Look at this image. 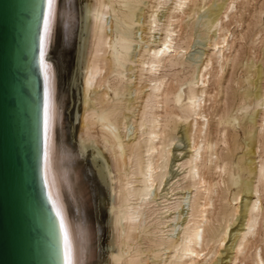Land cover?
Returning <instances> with one entry per match:
<instances>
[{
    "label": "bare ground",
    "instance_id": "obj_1",
    "mask_svg": "<svg viewBox=\"0 0 264 264\" xmlns=\"http://www.w3.org/2000/svg\"><path fill=\"white\" fill-rule=\"evenodd\" d=\"M216 1L37 0L30 60L35 81V167L38 196L48 217L46 239L51 264H148L140 258V247L137 249L134 244L148 226L146 219L156 213L152 209L156 202L150 195L152 189L160 190L166 179L169 147L178 137L173 132L178 122L187 124L191 116L193 122L182 130L185 140L191 141L190 155L181 165L187 169L183 176L190 180L187 190L195 191L188 201L190 212L182 223L181 236L175 240L161 230L157 240L148 236V250L153 258L158 256L155 249L164 244L165 253L178 252L167 257V264H219L215 256L221 255L220 249L231 237L229 246L236 253L234 259L220 264H235L237 255L243 256L249 240L257 235L264 219V93L259 95L257 91L254 95L253 105L261 110L260 122L253 134L254 144L246 145V153L253 158L257 155L259 161L251 157L248 163L243 157L235 160L234 153L242 144L239 131L246 134L245 124L238 117L245 106L237 105L235 97L231 98L232 104L227 103L217 116L215 132L220 138L216 140L210 138L209 114L205 110L211 98L205 90L209 82L206 76L213 61L222 71L224 51L229 46L216 32L213 36L221 38L212 44V54L204 60L187 59L193 37L202 34L201 23L209 30L234 8L232 0L226 7ZM162 8H168L167 14L160 17L163 23L158 17ZM221 25L216 31L221 30ZM72 68L73 72L79 71L81 88L77 98L82 111L79 116L76 112L73 119L65 116L70 107V87L62 83L60 75L62 69L69 72ZM259 70L260 67L255 72L257 76L261 74ZM144 76L147 84L136 88L135 81L140 83ZM184 79L185 84L179 86ZM257 84L255 81V88L260 89ZM132 88L145 94L139 98L141 107L137 111L135 128L139 137L130 138L128 124L136 112L129 107ZM122 92H129L125 99V111L131 114L128 117L118 106ZM160 108L163 114L158 113ZM140 138L143 151L137 147ZM218 143L226 153L218 154ZM248 164H254L253 180L247 178L244 188L240 178ZM209 172L219 180L211 181ZM103 177L107 179V189ZM231 189L236 191L229 200L226 195ZM188 192L192 190L180 194ZM213 198L219 201L218 208ZM186 199L175 197L171 203L166 200L169 207L165 213L169 214L164 218L182 212ZM106 211L113 237L107 244L103 220ZM237 217L243 222L232 232ZM171 223L166 226L165 222H157L154 228L171 227ZM252 257L254 264H264L260 251Z\"/></svg>",
    "mask_w": 264,
    "mask_h": 264
},
{
    "label": "rangeland",
    "instance_id": "obj_2",
    "mask_svg": "<svg viewBox=\"0 0 264 264\" xmlns=\"http://www.w3.org/2000/svg\"><path fill=\"white\" fill-rule=\"evenodd\" d=\"M232 1L234 3V8L232 10L227 11L228 17L223 16V15L221 16V17H223V20L221 23L218 22L216 25L211 26V28L209 30H207L205 28V26H202V23H201V28H199V31L202 34H200V36L197 34L193 37L192 46H191V49L189 50V53L187 54V59L189 57L190 60H194L196 58L204 60L205 56L212 54L213 49H214V46H212V44L217 40H218L217 42H220V38L222 36L225 38V44L226 43L228 44L229 49L224 51V59H223L224 60V62H223L224 67H223V69L221 72H219L217 63L215 61H213V66L209 70V75H207L208 77L206 76V78H209L208 79L209 82L206 83L205 90H206L207 94L209 96H211L210 100L207 101L208 103L206 102L207 107L205 108V110L207 111V114H209V115H207V119L210 120V121H208L209 133H211L210 138L212 140H216V139L220 138L218 133L215 132V129H216L215 125H216V122L218 119L217 116L220 115L223 112L224 108L227 107L226 106L227 103L232 104L231 98L233 99V97H235L234 100H235V103H237V105L241 104L242 107L245 106L244 109L238 113V117H239L240 122H242V124L244 122V124H245L246 134H243L241 131H239L238 140H239L240 144L241 143L242 144L240 145L241 149L239 147L237 152L234 153V158H235V160H237V158L243 157V160H245V162L248 163L249 158L250 157L253 158V157L251 155H248V153H246V149H247L246 145H247V143H248V146H252L254 144L253 134H255L256 129L258 127V124L260 122L259 116H260V112H261V110L259 109V106L257 108H255V106H254L256 104V102L254 100V95L257 91H259L258 92L259 95H262L264 93V28H263L264 27V0H248V1L247 0H232ZM245 1H246V3H245ZM216 2L222 3L224 5V7H226L231 3V0H217ZM207 7H208V5L205 6V8L200 11V15H203L205 13V10L207 9ZM167 9L168 8L160 9L158 17L160 18L163 15H166ZM160 19L162 21L161 23H163L164 19L163 18H160ZM107 21H108L107 24L109 26V23H110L109 19ZM201 22H202V20H201ZM218 24L219 25L222 24L220 31H216V29L219 27ZM194 32H196V29L194 30ZM216 32H217V34H219L221 36L220 38H218L217 35L213 36V35H215ZM252 34H255V35L253 36ZM156 37L160 38L161 36L157 35ZM246 60H247V62H246ZM240 61H241V63H239ZM57 62H58V60H57ZM262 62H263V64H262ZM199 64H201V62ZM199 64H198V66H199ZM198 66H197V68H198ZM259 67H260L259 71L261 74L257 76L255 74V72ZM72 70H73V68L70 69L69 72H67V71H64V69H62L60 71V75L62 76V79H61L62 83L65 82L66 86L70 87V91H69V94L71 96L70 102H69L70 107L67 108L68 110H65V112H66L65 116H66V118L71 117L73 119L74 114L76 112H77V115L79 116V115H81L82 111H81L80 103H79L80 98H77V97H80V90L79 89L81 88L80 87V80H79V76H78L79 71L77 72L74 69V72H73ZM133 70L136 71L135 68ZM217 71H218V74H217ZM75 73H76V75H75ZM128 73H129V75L131 74L130 71H128L127 74ZM67 76H68V79H67ZM193 76H194L193 81H195V79H196L195 74ZM166 77L170 81V79H171L170 74H168V76H166ZM187 79H189V78H187ZM185 81H186V79H184L183 82H179L178 83L179 86L185 84ZM255 81H257V83H258L257 86H260V89H259V87L255 88V86H254ZM135 82H136L135 86H137L136 88H140V87L144 86L145 84H147L145 76L143 77V80L140 83L137 81H135ZM145 89L146 88H144V87L142 88L143 91ZM131 90H129V92L131 91L130 92L131 104L129 105V107H134L135 109L132 108L131 110H135L136 112L134 113V117L132 118V121L130 120L131 122H129V124H128V131H127L128 134L127 133L126 134L130 138L131 137L133 138L134 136L139 137V135H138L139 132L135 128L136 121L138 118L137 111L140 110V107H141L140 106L141 99H139V98L144 96L145 93L142 90H141L142 94H140L139 92H134V88H132ZM129 92L128 93L122 92L123 97L124 96L125 97H124V99L122 97V102L120 104H118V106L121 108V110L125 113V115L127 117L129 115H131V114H129L130 111H125V108H126L125 106L128 104V103H126V100H125L126 94L128 95ZM146 93H148V92H146ZM208 95L206 96V100L208 99ZM215 95L217 96V99H216ZM111 96L113 98V95H111ZM135 96H137V97H135ZM249 98H251V99H249ZM260 98H261V96H259L258 100ZM111 101H112V99H110V102ZM113 102H114V100L111 103L113 104ZM253 103H254V105H253ZM158 111H159L158 113L163 114V110L161 108ZM67 114H69V115H67ZM192 118H193L192 116L188 118V123L193 122ZM188 123L185 124L183 122H178L176 130L173 132L175 137L178 136L177 138H175L178 140L174 139V143L172 142V145H171L172 147L171 146L169 147L170 153H169V157H168L166 179L160 185L161 186L160 190H159V188H158V190H155V191H154V189H152L151 195H150V196H152V197H150V199L151 200L153 199L156 202V203L152 204V205H154V207L152 209L155 210L156 213L154 212V215L151 214L150 217L146 219V225H148V226L146 227L145 232L140 233L141 235L139 234L140 237L135 241V244H134L135 246H138V247H136L137 249H139V247H140L139 250H140V252H142L140 258L142 260H146V263H148V264H154V263L155 264H161V263L167 264V262L169 261V259L167 257L176 256V254L178 252H176V253H174V252L165 253L167 249L164 248V247H166V245L164 244L165 246L162 245V248L160 247V248L155 249L156 250L155 252L158 253V256L153 258L151 251L148 250V245H149L148 239L151 238L150 240H152V241L159 239V237L161 236L160 231L163 230V231H165V233L172 235L173 239L176 240V238H178L179 236L182 235L180 233V230L183 227L182 223L184 221V218H186L188 216V213L190 212V202H188V201H189V198L195 194V191L193 189H188V190H192V192L191 193L188 192L186 194H180L182 192L188 191L187 187H188V183L190 181L189 179H185V177H184L186 175L185 174L186 170H187L186 167L183 168L181 166L185 163V161L187 160V158L190 155V153H189L190 149L188 148V146L191 144V143H189L191 141H189V142L186 141L184 134H183V131L188 129ZM250 124H252V125H250ZM119 131H121V130L119 129ZM144 137L145 136H143V138ZM180 137H181V139H180ZM143 138H140V140H137V142H138L137 147L139 148L140 151H143V149L141 148L143 146ZM123 140H125V139H123ZM155 142L157 143L158 140H155ZM124 143L126 144L127 142H124ZM218 145H220V147ZM218 145H216L218 154L226 153L225 147H223V145L221 143H218ZM244 148H245V150H244ZM254 157L255 158H253V159L255 160V162H258L259 160L257 158V155H255ZM212 158H214V156ZM90 162L92 163V165H94L93 160H91ZM253 166H254V164H248L247 170L242 174L244 176H242L240 178L241 185L244 188H246V186L244 184H245L247 178L253 180V174H252ZM128 168H129V166H128ZM207 176L213 182L214 181L217 182V180H219L218 176L212 174V172H209L207 174ZM214 176L215 177L217 176V177L215 178ZM103 180H105V182H106L105 186L107 189L108 183H107L106 177ZM181 187H183V188H181ZM221 187L223 188V186H221ZM198 191H203V190H202V188H199ZM234 191H236V189H231L230 193H228L226 195V197L229 200H231L232 194L234 193ZM154 195H156V196H154ZM172 195H174V196H172ZM177 195H179V196H177ZM182 196L187 198L186 201H184V203H182V206H183L182 212H181V210H179V213H175V214L170 215V217H168L169 220H171L173 218L175 219V222L171 223L168 220V218H164L166 216V214L167 215L169 214V213H165L167 210V207H169V206H166V203L167 202H170V203L173 202V200H171L172 198L174 199L175 197H182ZM166 200H167V202H166ZM213 201H214L215 207L218 208L219 201L217 202V200L215 198H213ZM200 202H202V201H200ZM262 203L264 204V196L262 199ZM238 206H241V204ZM241 210H243V209L241 208ZM105 214L107 217L106 216L103 217V220L105 221L104 223L106 224V226H105L106 228L104 229L105 230L104 231V237H105V242L107 244V243H110L112 241L113 237H112V231H111L110 226H109L110 222H109L108 211H106ZM158 214L159 215L161 214V216H159ZM241 214L242 213L240 212V216H241ZM263 217H264V210H263ZM157 222H165V224H163V225H166V226L170 225V223H171L172 226L166 227L164 229H160L162 227V225H161L160 227H158L159 229L155 230L154 226L156 227ZM242 222H243V219L240 217H237L236 222L233 224L235 227H233L232 232L236 231V229L239 228V225ZM214 225H216L215 222H214ZM102 227H104V225ZM166 231H170V232H166ZM147 233H148V235H147ZM153 234H155V235H153ZM144 237H145V239H144ZM232 239L233 238L230 237V240L226 244V247H223L220 249L219 252L221 253V255H218V257L215 256V259H219L220 263L226 259L227 260H233L234 259V256L236 253L233 249L231 250L232 247L229 246L231 244ZM228 247H230V248H228ZM105 248L109 249V247H107V245H105ZM258 249H260V250H258ZM257 251H260L261 256L264 260V219L261 220V223L259 224V226L257 228V235L254 238L249 240L248 248L243 253V256L237 255L238 260L237 259L235 260L236 261L235 264H254V261L252 260L253 259L252 256H254V254ZM147 253H148V255H147ZM250 253L252 254V256ZM160 261H161V263H160ZM142 264H144V263H142ZM207 264H212V263L208 262Z\"/></svg>",
    "mask_w": 264,
    "mask_h": 264
},
{
    "label": "water",
    "instance_id": "obj_3",
    "mask_svg": "<svg viewBox=\"0 0 264 264\" xmlns=\"http://www.w3.org/2000/svg\"><path fill=\"white\" fill-rule=\"evenodd\" d=\"M37 0H0V264H51L36 182Z\"/></svg>",
    "mask_w": 264,
    "mask_h": 264
}]
</instances>
